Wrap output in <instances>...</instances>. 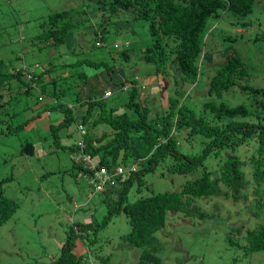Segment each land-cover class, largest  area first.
Segmentation results:
<instances>
[{
  "label": "trees",
  "instance_id": "1",
  "mask_svg": "<svg viewBox=\"0 0 264 264\" xmlns=\"http://www.w3.org/2000/svg\"><path fill=\"white\" fill-rule=\"evenodd\" d=\"M260 1L92 0L96 7L94 10L100 16L97 22H92L89 13L85 11L76 13L73 7L53 11L48 14L47 21H39V32L30 38L41 43L50 42L54 46L64 44V50L73 58L82 50L81 47L73 46L79 40H75L74 31L80 25L82 35L89 33L93 37L94 46L106 47L110 37L132 35L133 23L146 21L150 42L141 45L138 52L142 56L140 60L152 68V72H148L153 77L151 83L161 79V85L163 76L170 79L163 100L165 107L151 109L150 104L141 101L140 89L146 88V85H139L135 78L120 75V66L110 68L109 72V60L95 61L78 57L73 62L61 64L62 60L47 58L50 64L48 68L37 74L28 70V75L19 68L14 71L16 67L1 71L6 60L0 58V125L5 126L6 135L20 126V123H11L10 109L6 103L19 91L28 95L30 89L35 88L39 94L43 93L51 100L48 112L59 110L63 114L56 125H49V129L57 144L54 148L69 150L72 166L76 168L75 173L71 171L69 174L79 176L89 184L90 178L99 181L94 176V169L98 165L109 171L116 165L126 167L127 162L130 163L127 167L131 164L135 166L133 171L118 174L114 183L105 181L103 188L97 191L96 194L102 193L101 201L107 206V214L101 222L96 225L89 221L73 222L67 230L59 255L50 262L31 264H95V259L105 264L109 255H99L97 246H94L98 239L95 236L89 237V232L95 233L97 228L104 227L111 216L119 211L125 213L130 223V231L122 236L123 241L130 247L142 248L136 264H160L156 252L161 246L154 233L178 213L203 220L208 214L200 209L198 200L221 198L246 201L250 185V191L255 195L253 201L258 205L263 204L264 79H261L260 72H254L249 51H240L237 45L239 39H243L244 30L251 26L250 15L256 2L260 4ZM223 12L232 14V24L242 32L237 29L233 36H225L224 44L219 45L221 39L214 36L215 27L210 26L209 19L218 20L224 16ZM263 34L257 33L254 41L255 38H262ZM20 39L22 48L25 37L21 36ZM248 40L250 38H245V41ZM97 42L101 44L97 45ZM113 46L120 48L113 53L115 56H111L113 61L116 56L128 58L131 47H134L129 40L122 41V45L114 43ZM34 49L38 52L41 47L31 43L26 48L28 51ZM27 54L22 51L17 61L21 60L25 65ZM212 54L218 55L217 58L213 59ZM55 63L59 64L60 69L67 67V76L76 75L84 80H87L84 71L72 73L68 67L81 64L95 68L104 66L107 73L102 74L108 75L104 81H112L116 85L115 90L122 91V86L129 82L128 97L124 103L126 110L120 115L114 114L117 107L108 106L107 98L102 97V92L92 85L85 101H78V94L74 92L75 102L83 108L78 112L73 104L63 101L69 91L60 80L67 76H46L57 72L54 69ZM111 72L116 73L115 80L111 78ZM201 75L206 78L203 80L205 89L201 85L198 93L191 91ZM12 82L17 83L16 92L12 90ZM226 92L238 93L242 96L241 101L236 104L227 103L223 97ZM149 95L145 94L144 98ZM193 97L196 101L191 102ZM76 120L86 129L83 136L85 146L81 148H78L72 136L76 125L73 128L70 126ZM97 124L105 126L99 135L96 134ZM62 127H66L70 144H61L57 137L55 130L59 131ZM244 146L251 147L245 150V158L239 154ZM21 152L34 154L33 144L24 142ZM85 154L90 155V163H93L92 158L98 162L94 168L89 167V162L83 158ZM157 164H164L166 171L186 177L181 186L163 192L147 190L146 194L140 193L130 201L129 194L133 185L134 191L139 193L146 182L145 175L154 171ZM5 180H0V225L18 208L13 199L3 194L2 185ZM112 194L116 195L115 200L111 198ZM243 234L245 251L264 250V222L246 229ZM78 237L84 249L79 255L75 253Z\"/></svg>",
  "mask_w": 264,
  "mask_h": 264
},
{
  "label": "rangeland",
  "instance_id": "2",
  "mask_svg": "<svg viewBox=\"0 0 264 264\" xmlns=\"http://www.w3.org/2000/svg\"><path fill=\"white\" fill-rule=\"evenodd\" d=\"M72 7L76 13L80 11L89 13L92 22L100 20L92 0H0V58L6 60L4 69L1 68V71L16 67L14 71L19 68L23 72L29 70L37 74L50 66L47 58L50 60L52 58L53 61L62 60L61 64L73 62L78 57L95 61L108 62L109 60L111 63L108 62L110 67L107 65L109 72L110 68L120 66L122 69L120 75L135 78L139 85H146V88L140 89L141 101L150 104L151 109L165 107L163 100L166 98L170 79L162 75L165 85L162 81L160 85L161 79L158 81L155 79L151 83L153 77H150L148 72L151 73L152 68L140 60L142 56L138 52L141 45L150 42L146 21L133 23L132 35L110 37L106 47L94 46L93 37L89 33L82 35V25H80L74 31V35L75 40L78 38L82 41L76 40L73 46L81 47L82 50L74 58L64 50V44L54 46L50 42L41 43L39 40L30 38L39 32L41 28L39 21H47L49 13ZM72 13L74 14V11ZM222 16L218 20L209 19L210 26L215 27L214 36L221 39L219 45L224 44L225 36H233L238 29L231 22V13L223 12ZM250 17L251 26L244 30L246 32H243V39H239L237 45L240 51L241 49L249 51L254 72H260L261 79H264V34L262 38L258 40L255 38L254 41L257 33H264V0H261L260 4L256 2ZM21 36L25 37V45L22 48V42L19 41ZM245 38L250 40L245 41ZM124 40H129L134 46L131 47L129 57L116 56L113 61L111 56H115L113 53L120 49L115 48L113 44L122 45ZM31 43L34 46H40L41 49H38V52L35 49L26 50ZM100 44L101 42H97V45ZM22 51L28 53L25 57V65L21 60L17 61V56ZM217 56L213 55L212 58L216 59ZM31 62L33 64L29 65ZM55 65L54 69L57 72L46 76H67V67L60 69L58 63ZM68 70L72 73L81 70L87 75V80L78 78L76 75H68L64 80H60L69 91L63 101L73 104L78 112L83 108L75 102L74 92L78 94V101H85L92 85L96 86L102 95L103 91L108 89L113 92L111 96L106 91L104 97L111 96L107 97L106 101L108 106L117 107L114 114L120 115L126 110L124 103L128 97L129 82L122 86L124 88L122 91L115 90L116 85L112 81L107 83L104 81V77L108 76L102 74L107 73L104 66L95 68L81 64L77 67H68ZM110 75L113 80L117 77L114 72ZM205 79L201 75L197 85L191 91L198 93L201 85L204 90L203 80ZM12 83V90L16 92L17 83ZM32 84L35 85V82ZM145 94L150 95L144 98ZM38 95L41 96L40 99ZM223 97L229 104H236L242 99V96L236 92H226ZM50 101L48 96L39 94L37 89L31 88L28 95L19 91L6 103V107L10 109L11 123L14 125L20 123V126L13 130V133L6 135L5 126L0 125V180L6 179L2 185L3 194L13 199L18 204V208L7 221L0 225V264L50 262L59 255L67 230L73 222L89 221L96 225L107 214V206L101 201L102 193L93 192L92 197L89 198L92 192L91 186L81 177L69 174L71 171L75 173L76 168L72 166L68 149L54 148L57 144L51 135L49 125H56L63 114L59 110L48 112L47 107ZM194 101H196L195 97L191 99V102ZM56 118L58 120L53 122ZM77 121L70 125L71 128ZM104 127L103 124H97L96 134L99 135ZM55 132L61 144L66 141L60 139V136L65 137L64 128ZM78 136V133L74 131V139ZM26 141L33 144L34 154L21 152V145ZM70 141L69 139L68 143ZM250 148V146H244L239 151L240 156L245 158V150ZM92 161L95 163L96 159L92 158ZM129 164L127 162L125 166ZM249 175L247 174V177ZM185 178L182 174L166 171L164 164H157L154 171L145 175L146 182L139 193L134 191L133 185L129 200H134L140 193L146 194L147 190L163 192L178 189ZM251 189L249 185L246 201L221 198L198 200L200 209L208 214L203 220L181 216L179 213L170 217L165 226L154 233L161 246L156 252L160 257V264H264V250H244L245 230L264 222V193L262 194L263 204L258 205L255 200L253 201L255 195L250 191ZM111 198L115 200L116 195L112 194ZM129 231L128 217L123 211H119L111 216L104 227L97 228L95 233L89 232V237L95 236L98 239L94 246H97L99 255H109L105 264H136L142 248L130 247L123 241L122 236ZM80 239L78 237L75 242V253L78 255L84 250ZM95 260V264H104Z\"/></svg>",
  "mask_w": 264,
  "mask_h": 264
},
{
  "label": "built area",
  "instance_id": "3",
  "mask_svg": "<svg viewBox=\"0 0 264 264\" xmlns=\"http://www.w3.org/2000/svg\"><path fill=\"white\" fill-rule=\"evenodd\" d=\"M108 91V90H107ZM108 94H110V91H108ZM82 132V129H81ZM78 144L80 145V147H82V142L81 140L77 141ZM83 158L89 162V167L94 168L95 164L90 163V155L89 154H85L83 156ZM131 170L135 169L134 165L130 166ZM124 171L122 166H117L115 168L112 169V171H109L107 168H105L104 166H100L98 169H94V176H96L95 178H99V181L96 182L95 179L92 180V178H90V183L92 184L93 188L95 190H101L103 188V184L105 181L109 180L110 184L114 183V178L118 175L121 174Z\"/></svg>",
  "mask_w": 264,
  "mask_h": 264
},
{
  "label": "clouds",
  "instance_id": "4",
  "mask_svg": "<svg viewBox=\"0 0 264 264\" xmlns=\"http://www.w3.org/2000/svg\"><path fill=\"white\" fill-rule=\"evenodd\" d=\"M106 91L107 90H105L104 91V93H103V95H102V97H104V95H105V93H106ZM108 91H110L109 89H108ZM110 95H111V91H110ZM110 95H108V96H106V97H104V98H107V97H109ZM75 125H76V132L78 133V138H75V143H78L77 141H79V140H81V142H82V147H84L85 146V144H84V139H83V136L86 134V129H85V127L83 126V124H81V123H75ZM62 128H64L65 129V137L64 136H60V139H61V141H64V140H66V141H64L63 143H68V137H67V132H66V127H62ZM61 128V129H62ZM60 129V130H61ZM81 129H82V132H81ZM73 134H74V131L72 132V136H73ZM69 144H70V142H69ZM78 148H81L80 147V145L78 144ZM69 151V150H68ZM97 163L98 162H93L92 164H95V166L97 165ZM132 165V164H131ZM130 165V166H131ZM100 166H102V165H98L97 166V168L96 169H98ZM117 166H121V165H116V166H114L113 168H115V167H117ZM130 166L129 167H124V166H122L123 167V169H124V171L121 173V174H126V172H128V171H133V170H131L130 169ZM112 168V169H113ZM89 185L91 186V189H92V192H90V194H89V198L90 197H92V195H93V192H96L97 193V191L98 190H95L94 188H93V186H92V184L90 183V180H89Z\"/></svg>",
  "mask_w": 264,
  "mask_h": 264
}]
</instances>
